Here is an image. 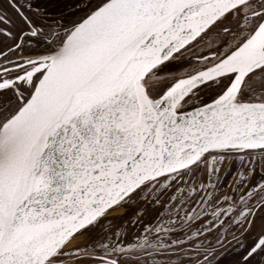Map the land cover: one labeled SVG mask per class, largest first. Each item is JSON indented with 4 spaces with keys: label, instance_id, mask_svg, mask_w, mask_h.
Segmentation results:
<instances>
[{
    "label": "snow or ice",
    "instance_id": "1",
    "mask_svg": "<svg viewBox=\"0 0 264 264\" xmlns=\"http://www.w3.org/2000/svg\"><path fill=\"white\" fill-rule=\"evenodd\" d=\"M0 264H264V0H0Z\"/></svg>",
    "mask_w": 264,
    "mask_h": 264
}]
</instances>
